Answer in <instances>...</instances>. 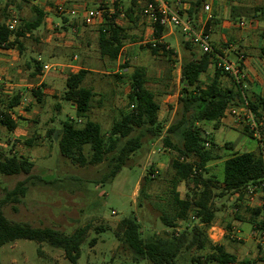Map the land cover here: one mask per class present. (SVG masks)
Here are the masks:
<instances>
[{
	"label": "rangeland",
	"instance_id": "rangeland-1",
	"mask_svg": "<svg viewBox=\"0 0 264 264\" xmlns=\"http://www.w3.org/2000/svg\"><path fill=\"white\" fill-rule=\"evenodd\" d=\"M56 2L57 0H30L29 4H23V9L19 13L13 6L5 11L6 2L0 0V21L7 22L12 12H16L19 21L31 20L35 17L33 8L43 12L50 8L52 13L47 14V19L55 18L56 22H61L58 18L61 15L56 9L63 5L64 8H69L70 5L66 6V2L56 5ZM117 2L119 12L117 15L121 13L126 15L127 9L132 7L131 1L119 0ZM114 5L115 3L111 1L98 7L114 9ZM86 7L81 6L77 10L85 11ZM134 11H138V8ZM138 16L140 19L141 16ZM47 19L44 25L34 31L30 37L22 39L24 46L22 53H17L19 49L16 47V52L5 56L10 60L8 67L12 75L7 73L0 75L4 85L11 82L19 83L21 80L30 83L28 81L29 70L26 67V62L30 59L40 56L43 60L42 67L45 64L54 66L46 74L43 82L41 79L32 81L35 85L42 83L39 86L43 87L42 92L54 89L52 92L49 91L48 95L43 93L45 96L42 97L41 102L37 101L30 90H26L23 107L16 113L20 123L19 131L16 134L9 133L0 127V151L6 156L26 158L34 164L30 175L5 176L0 173V204L3 213L9 220L28 224L34 228L55 229L66 235H72L79 227L92 225L81 249V259L77 264H150L146 260L136 259V256L121 240L118 225L123 219L134 216L141 225L142 238L146 239L152 236L168 238L185 228H192L199 224V221H189L184 224L180 221L176 228H170L162 220L163 217H173L176 213L174 210L176 207L173 204L175 193H178L182 199L188 198L193 203L201 190H196L191 183H182L175 188L171 162L176 158V153L163 145L162 138L152 141L146 138L142 148L133 154L119 176L113 182L102 183L104 176L110 171L109 161H107L110 156L104 163L97 166L74 165L70 160L61 156L57 140L54 137L49 138L48 131L50 129L60 130L61 122L77 121L75 110L63 99V92L66 90L64 78L71 72H78V68L84 66L80 59L82 52L89 54V57H93L94 61L98 62L91 66L100 74H88L84 85L94 90L97 96L93 100V110L89 119L99 124L105 134L116 121L121 119L123 114L131 112L130 77L137 68L146 71V87L155 95L160 106L159 121L167 130L177 118L182 64L185 60H189L192 54L198 56L202 52L197 47L187 49L185 45L187 37L178 31L175 34L176 37L173 35L160 41L167 45L173 54L154 56L148 48V45L153 43V33L148 32L146 27L139 26L136 22L129 31L133 42L127 44H137L125 48L118 63L104 59V64H102L97 29L94 31L95 39L91 40L89 46L81 42L84 47L80 50L58 48L55 45L59 40L55 38V34H67V32L62 28H56L53 22H48ZM118 21L123 24L128 21V18L119 16ZM239 22L237 20V24ZM243 22L246 24L243 29L248 28L250 22L244 20ZM95 24L100 27L101 21L93 25ZM237 24L235 26L239 29ZM21 25L23 26V23ZM235 33L239 35L240 30H235ZM71 36L75 37L76 42H80L76 35L71 34ZM74 55L79 56L78 61H73ZM105 61L108 63L105 64ZM125 61L128 63L127 68H123ZM230 61L234 63L235 59L231 57ZM61 65H73L75 68H64ZM211 73L212 70L209 74ZM54 80L58 83L51 86L50 83ZM202 81L206 83L208 76L204 75ZM226 83L225 81L224 84ZM1 98L0 111H4L10 98ZM57 106H60L59 110ZM260 122L264 133V120ZM199 127L206 128L201 124ZM242 129L244 126H240L239 130L242 131ZM239 130L222 126L219 130L212 129V133L218 145L232 142L236 151L240 153L246 150L255 151L257 141L253 138L255 142ZM28 141H33V144L28 146ZM175 141L177 142L176 139ZM123 143L124 141L121 145ZM84 153L89 155L88 149H85ZM117 154L118 152H115L113 155ZM215 165L210 171L220 179L224 173L223 166L220 162ZM152 170L154 173L157 172L154 177ZM27 179L29 181L26 184L28 189L26 196L20 198L19 203L2 204L7 193ZM214 193L218 195L219 190H215ZM241 201L242 199L239 200L234 194H227L224 197L214 196L212 205L218 212L213 225L207 229V235L214 245L223 244L227 251L235 254L240 260H248L252 264H264V249L256 248V242L255 249L252 245L248 246V243L244 241V238L248 237H243L242 224L236 220V217L243 219L245 216L243 212L246 209L244 202ZM240 205L242 207H239ZM236 207L239 208L237 213L235 212ZM228 224L232 227L230 234H228L230 232L227 228ZM97 229L99 231H96ZM219 229L226 230L228 233L219 231ZM226 235L229 236L226 237ZM254 236H252L253 239ZM93 240L95 242L91 244ZM39 247L42 251L41 255L38 254ZM0 264L72 263L66 260L62 250L53 249L46 244L39 246L32 241L17 240L0 247Z\"/></svg>",
	"mask_w": 264,
	"mask_h": 264
},
{
	"label": "trees",
	"instance_id": "trees-1",
	"mask_svg": "<svg viewBox=\"0 0 264 264\" xmlns=\"http://www.w3.org/2000/svg\"><path fill=\"white\" fill-rule=\"evenodd\" d=\"M4 10L13 6L19 13L23 4L30 0H3ZM139 0H132V7L125 17L132 19V12L138 8ZM118 12V2L115 1ZM202 3L198 0L189 15ZM35 17L31 20H20L23 23L16 31H9L7 22L0 21V49H18L22 52L23 46L20 38L31 34L40 28L44 22L43 11L33 8ZM114 18L119 17V14ZM206 32V31H205ZM167 33L166 29L154 27L155 43L148 48L152 55L171 56L173 51L161 43V38ZM128 42H133L128 29L106 18L105 23L99 27L98 44L100 55L103 59L117 61L122 50ZM187 49L192 44L185 43ZM194 47V46H193ZM264 56V47L262 48ZM214 54H192L185 60L181 68L180 95L178 98V113L175 121L165 130L164 124L159 121L160 106L155 95L147 87V74L142 68H137L130 77L132 92L129 94L131 112L123 114L105 134L99 124L89 119L95 93L92 89L84 87V81L89 74L81 69L77 73H70L66 78V90L63 99L75 105L77 121L68 120L61 122V129L48 131L49 138H55L61 156L70 160L74 165L81 167L97 166L104 163L107 158L110 171L104 176L102 183L113 182L122 170L128 165L130 158L142 148L146 138L150 141L162 138L163 145L176 153V158L171 162L174 171V185L177 188L182 183L194 185L201 189L193 203L189 199H181L178 193L173 198L176 207L173 217H163L165 225L176 228L178 222L187 223L195 214L199 224L192 228H185L180 233L163 238L152 236L142 238L141 225L134 216L123 219L118 229L121 231V240L136 256L137 260H146L150 264H252L240 261L226 251L221 245H214L207 235V229L215 219V210L212 205L214 196L224 197L227 194H239V200L244 197L246 188L260 182L264 178V160L260 153L244 152L231 153V144H225L224 149L229 151L223 156L214 140L206 137L200 124H214L218 129L226 111L231 107H239L245 102L254 112L259 121L264 120V98L253 95L247 97L234 82V86L225 87L222 79L231 78L216 64L214 76L205 83L202 75L207 73L209 67L216 63ZM27 66L34 69L30 77L35 78L43 70L41 63L31 60ZM125 61L123 68H127ZM232 79V78H231ZM33 96L41 102L44 96L41 89L32 90ZM22 96L15 94L10 98L4 111H0V127L13 133L18 128V123L10 114L13 108L20 105ZM86 118V120H85ZM81 120L82 123H78ZM83 120L85 122L83 123ZM165 130V131H164ZM137 133L136 135H133ZM243 133L253 138L248 128ZM177 140V142L175 141ZM124 143L121 145V143ZM33 141H28L31 146ZM210 142L211 147L206 148L205 143ZM88 149L89 155L84 153ZM115 152H118L117 155ZM225 159L223 164V177L218 179L210 175L211 162ZM34 164L26 158L6 156L0 151V173L5 176L30 175ZM153 174V170L151 171ZM146 180V179H145ZM29 179L19 183L16 188L7 193L2 204L7 202L19 203L27 193L26 184ZM219 190L218 195L214 192ZM254 220L261 214L259 210H252ZM238 218V217H236ZM193 222V221H192ZM264 225V224H262ZM261 225H255V232ZM92 225L77 228L72 235H66L51 228H34L28 224L9 220L3 213L0 204V247L14 243L17 240H28L39 246L46 244L53 249L62 250L66 260L77 264L82 256V246ZM96 231H99L97 229ZM95 241L93 240L91 244ZM41 248L38 254L41 255Z\"/></svg>",
	"mask_w": 264,
	"mask_h": 264
},
{
	"label": "crops",
	"instance_id": "crops-1",
	"mask_svg": "<svg viewBox=\"0 0 264 264\" xmlns=\"http://www.w3.org/2000/svg\"><path fill=\"white\" fill-rule=\"evenodd\" d=\"M111 1L115 2V1H119V0H57L56 5L62 4L64 2H66L65 3L66 6L70 5L69 8L67 7L68 9L64 8V5L61 6V11L59 10L60 6L56 9V11L59 12V14L61 15V16H58V18H60L61 22H56L55 18L47 19V14L52 13L51 12L52 10H50V8H47L43 12L45 14V18H44V22H43L42 26L44 25V23L46 22V19H47L48 22L52 21L56 28H60V29L62 28L63 30H65V32H67V34H65V33H62L59 35L55 34L56 35L55 38L57 40H59L55 45L56 47H58V48L64 47V48L69 49V50L73 49L74 51L80 50V49H82V47H84L83 43H81V42H85V45L89 46L91 40L95 39V32L94 31H96V29H97V31H99V25L96 26V24H95L92 26L83 27L82 17H83V13L85 11H81V10L79 11L77 9L81 6H87L86 10L87 9H93V8H97L101 4H106V3L111 2ZM126 1H128V0H126ZM130 1L132 4V0H130ZM166 1L172 8H174V9L176 8V2L178 0H166ZM180 1L183 4L180 9L181 10L185 9L184 11L182 10L181 14L184 16H188L190 18L191 23L194 26V28L197 31H201V30L206 31L209 34L210 39H211V44H212V47L214 50V52L212 54H214L215 61H217V62L214 63L213 65H211L209 67L207 73H205L204 75H207L208 79H211L215 73V68H216L215 66H216V64L218 65V63L220 62V59L230 61V58L232 57L235 59L234 63H240L243 66V69H242L243 70V77L237 83L240 84V88L245 93V95H247L248 98L252 97L253 95L261 96L264 98V56L262 53V48L264 47V0H202V3H200L198 8H196L195 10L193 9V14L191 16L189 15V11L192 10L193 5L198 0H188V1H184V2L182 0H180ZM205 5L210 6V11H208V12L204 11ZM128 10L129 9H127V11ZM132 15H133L132 19H128V21H126V23H123L124 25L122 24L123 27L128 29V32L131 30V26L135 25V23L138 22L139 26L143 25L144 27H146V29H148V32H152L153 36H154V30L151 28V26L149 25V23L145 19H141V18H140L141 20L139 19L137 11H133ZM237 20H239V21L244 20L246 22L248 21V22H250V25L246 29H240V28L238 29L235 26L237 24ZM48 28H51V27L48 26ZM73 30H77V34H74ZM235 30H240V34L237 35L235 33ZM178 31L181 32V30L179 28L167 29V33L163 36V38H161V41H163L164 39L171 37L173 35H174V37H176L175 34ZM31 34H26L25 37H23V38L30 37ZM71 34L76 35V37L80 39V42H76L75 37L74 36L72 37ZM129 34L132 36L131 33H129ZM98 35H99V32H98ZM23 38H20V42H21L22 46H23V43H22ZM74 40H75V42H74ZM185 40H186V42H189L187 38H185ZM136 44L137 43L127 44L124 46L123 50L129 46L136 45ZM194 47L192 46L193 49H195ZM23 50H24V46H23ZM14 52H16L15 49H9V50L0 49V75L2 73L11 74L9 72L10 69L8 67L10 60L8 58H6L5 56H8V54H12ZM17 53H22V52L20 50L19 51L17 50ZM99 54H100V51H99ZM100 57H101V55H100ZM80 59H81V62L84 63V66L79 67L78 68L79 70H81V69L87 70L89 72V74L99 73V72H96L94 69H92L93 66H91V65H94L95 63H98V62L94 61L93 57L92 58L89 57V54L82 52ZM31 60H36L40 63L43 61L42 57H40V56H38V58L37 57L32 58V59H30V61ZM78 60H79V56L74 55L73 61L75 62ZM119 61H120V57L118 58L117 61H109V62H117L118 63ZM101 62H102V64H104V59L102 57H101ZM26 63H28V62H26ZM107 63L108 62L105 61V64H107ZM45 65H48V64H45ZM61 66L64 68H75V66H73V65H61ZM26 67H27V70H29L28 71L29 72L28 77H30V74L33 73L34 69L30 68L27 65H26ZM210 70H212L211 74H209ZM47 73L48 72H44L42 70L41 73L39 75H37L35 78L30 77L28 80L30 83H28L26 80H21L19 83L11 82V83H5V85L3 83L2 77L0 76V79L2 80V85H3V89L0 93V97L11 98L12 95H15V94H20L22 96V100L20 102V105L16 108H13L10 112L13 119L18 123V128L16 129V131L13 132L14 134H16L17 131H19L20 123L17 120L16 113L19 112L23 107V100H24V96L26 94L25 93L26 90H30L31 92H32V90H36L35 88H40L41 90H43V87H39L40 85H42L41 82L38 83L37 85H35L32 83V81H35V80L37 81V80L41 79L43 82L45 80V76ZM71 73H73V72H71ZM43 74H45V75L43 76ZM101 74H103V73H101ZM204 75H202V77ZM7 77H9V76L7 75ZM202 77H201V80H202ZM66 78H67V75L64 78L65 82H66ZM86 78H88V77H86ZM226 79H228V80H226ZM86 80L87 79H85L84 84H85ZM222 80H223L222 81L223 85L225 87H232L235 84L234 82H236L235 80H233L229 77H224ZM225 81L227 82L226 84H224ZM57 83H58V81L54 80L53 83H50V85L55 86ZM84 84H83V86L86 87ZM87 88H90V87H87ZM53 90L54 89H50L49 91L52 92ZM49 91L45 90L44 92H42V91L41 92L44 93L45 95H48V93H50ZM64 92H65V90H64ZM64 92H63V94H64ZM93 92L95 93L94 90H93ZM44 96H43V98H44ZM95 97H97V96L95 95ZM68 103L71 104V108L73 110H75V113H76L75 105L71 102H68ZM59 109H60V106H57V110H59ZM92 110H93V107H92ZM92 110H91V112H92ZM21 114H22V112H21ZM89 115H91V114H89ZM201 125L208 128V130H205L206 128H203L205 135H208V137H210L214 140L215 144L217 145V147L219 148V150L221 151V154L223 156H225V154L227 152H229V151H226L224 149L225 144H231L232 145L233 150L230 151L231 153H235V152L240 153V152L236 151V147L232 142H226L222 145H218L214 136H213V133H212L213 132L212 129L213 130H219L222 128V126H226L228 128H231V129L239 130L240 126H242V125L234 124L232 117L225 115L224 118L221 120V124H220V127L218 129H214V126H213L214 124H201ZM229 125H231V127H229ZM243 130L244 129H242V131L241 130H239V131L243 132ZM252 140H254V139L252 138ZM256 146H257V148L255 151L246 150L245 152H255V153L259 154V147H258L257 143H256ZM256 151H258V152H256ZM224 161H225V159L211 162L209 165L210 170L212 169L213 166H216L215 164L218 162H220L221 166H223ZM211 174H212V172H211ZM235 195H237V197H239V194H234V196ZM241 202H243V198H242ZM240 207H242V206L240 205ZM245 209H246V210H244L245 212H243V213H245L244 214L245 216L243 217V219L236 218V220L242 224L243 237H245V236L248 237V238H244V241L246 243H248V246L252 245L253 249H255L254 245L256 242L257 243L256 248L261 250L263 247L260 244H258L259 242H257L258 240H257L256 235H255L254 226L256 224L257 225L263 224L261 221L262 220V213L254 220V217H253L251 211L252 210H259V209H251V208H247V207H245ZM259 211L261 212V210H259ZM217 212L218 211L216 210L215 211V219H216ZM215 219H214V221H215ZM214 221H213V223H214ZM213 223L211 224V226L213 225ZM227 226H228L227 228L230 231L229 233L223 229L222 230L219 229V231H224L226 234L227 233L230 234L232 227L230 224H228ZM253 235H255L254 236L255 240L252 238ZM228 236L229 235H226V237H228ZM218 245H221L226 249V247L223 244H218ZM227 252L231 253L229 251H227ZM231 254H233V253H231ZM233 255H235V254H233ZM238 260H240V259L238 258ZM240 261H248V260H240ZM248 262H250V261H248Z\"/></svg>",
	"mask_w": 264,
	"mask_h": 264
},
{
	"label": "built area",
	"instance_id": "built-area-1",
	"mask_svg": "<svg viewBox=\"0 0 264 264\" xmlns=\"http://www.w3.org/2000/svg\"><path fill=\"white\" fill-rule=\"evenodd\" d=\"M143 5V6H142ZM182 2L178 0L176 2V8H172L166 0H139L138 1V15L141 18L145 19L149 25L154 30L155 26H159L163 29H174L179 28L181 32L187 37L188 41L198 49L203 54L213 53V47L211 44L210 36L207 32L201 30L197 31L191 23V20L188 16H184L181 14L182 10ZM142 6V7H140ZM61 11V7H59ZM204 11H210V6L205 5ZM117 10L108 9L104 7H97L93 9H87L83 13V27L92 26L95 22L101 21V25L105 23L106 18L112 20L114 23L118 25L120 22L118 21V17L114 18ZM119 16L122 18L125 17L123 13ZM9 31H16L21 23L16 12H12L10 19L6 23ZM241 29H243L246 24L243 21H240L237 24ZM74 34H77V30H73ZM155 43V41H153ZM4 50V49H3ZM220 59V58H219ZM219 68L223 69L225 73H227L233 80L238 82L243 77V66L240 63H232L230 61L220 59V62L217 65ZM54 68L51 65H44L43 71L49 72ZM3 89L2 80L0 79V93ZM225 115L232 117L234 124L242 125L245 128H248L253 138L257 141L259 147V153L264 160V133L261 130L262 123L258 121L254 112L248 107V104L245 102L243 105L239 107H231L229 108ZM78 123H82L81 120ZM206 137L208 135H205ZM206 148L211 147V143H205ZM156 173H153L152 176H156ZM243 204L247 208L251 209H259L262 213V223L264 224V178L255 184L249 185L244 193ZM240 207V206H239ZM239 208L236 207L235 212L237 213ZM190 220L193 222H197L198 218L193 214L190 217ZM256 238L259 244L264 248V225H261L260 229L255 232Z\"/></svg>",
	"mask_w": 264,
	"mask_h": 264
}]
</instances>
